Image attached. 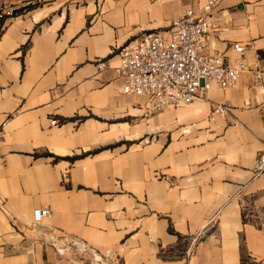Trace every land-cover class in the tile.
Here are the masks:
<instances>
[{"label": "crops", "instance_id": "0c3cea01", "mask_svg": "<svg viewBox=\"0 0 264 264\" xmlns=\"http://www.w3.org/2000/svg\"><path fill=\"white\" fill-rule=\"evenodd\" d=\"M206 0H42L0 30V264H71L33 221L123 264H264V0H220L209 50L262 70L146 115L117 47ZM107 60L108 67L98 69ZM214 103L231 113L211 123ZM57 118V125L51 119ZM197 123L182 135L186 124ZM66 174V177L64 176Z\"/></svg>", "mask_w": 264, "mask_h": 264}, {"label": "built area", "instance_id": "2783aa9c", "mask_svg": "<svg viewBox=\"0 0 264 264\" xmlns=\"http://www.w3.org/2000/svg\"><path fill=\"white\" fill-rule=\"evenodd\" d=\"M42 0H0V30L5 22L22 9L34 7ZM220 0H206L201 11L189 7L186 12L175 18L169 29H157L144 32L135 41L117 47L115 55L119 59L117 72L124 80L122 92L144 96L149 99L146 115L172 108H180L193 103L197 98H207V92L213 83L221 88H236L241 75L254 70L256 84H260L262 70L251 67L244 59L245 47L236 43L234 50L238 57L231 61L219 51L209 50V39L214 29L212 22ZM99 71L108 67L107 60L97 64ZM231 113L229 104L214 103L208 120L217 124L220 119ZM57 118L51 119L57 125ZM0 127V135L3 127ZM197 123L182 127V135L191 134L197 129ZM7 165L5 155L0 151V167ZM254 172H264V152L255 165ZM66 177V174H64ZM52 212L49 208H36L33 221L39 230L38 241H45L44 233L48 232V242L58 254L66 257L71 264H123L114 259L112 252H100L79 238L59 239L53 227L43 224Z\"/></svg>", "mask_w": 264, "mask_h": 264}]
</instances>
